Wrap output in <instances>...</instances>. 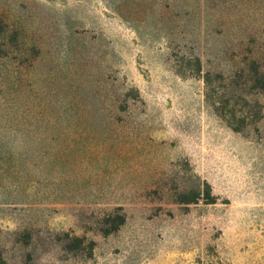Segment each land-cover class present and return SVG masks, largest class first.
Listing matches in <instances>:
<instances>
[{
	"label": "rangeland",
	"instance_id": "obj_1",
	"mask_svg": "<svg viewBox=\"0 0 264 264\" xmlns=\"http://www.w3.org/2000/svg\"><path fill=\"white\" fill-rule=\"evenodd\" d=\"M259 74L264 0H0V264H264Z\"/></svg>",
	"mask_w": 264,
	"mask_h": 264
},
{
	"label": "trees",
	"instance_id": "obj_2",
	"mask_svg": "<svg viewBox=\"0 0 264 264\" xmlns=\"http://www.w3.org/2000/svg\"><path fill=\"white\" fill-rule=\"evenodd\" d=\"M187 72H188L187 70L180 71V72L178 71V74L181 75V76H185V74H187ZM193 72H195L194 74H198V72L200 73V70H199V68H198V65H197L196 70L193 71ZM188 74H189V73H188ZM256 80L258 81V83H259L261 86H264V76H263L262 74H259V76H258V78H257ZM250 81H251V80H249V78H246V80H245V82L242 84V86H240L239 88H236V87H235V92H238V91L241 92V93L239 94L238 97H242L243 94L247 96V94L244 93V92H245V90H246V86H247V84H249ZM206 86H209V76L206 77ZM242 100H245V102H246V99H244V97H242ZM208 102H209V100H208ZM211 105H212V104H211ZM257 106H258V105H257ZM212 107H213L214 110H216V112H217V108L214 107L213 105H212ZM219 116H221V115H219ZM221 117H222V116H221ZM234 117H235L234 110H231V113H230V121L226 120V123L229 125V127H232V129H233L234 131H236V132H241V131H240V128L233 127ZM122 219H123V218H121V219L119 220V224H121ZM75 241L81 243V240L78 239V238H76V237H75Z\"/></svg>",
	"mask_w": 264,
	"mask_h": 264
}]
</instances>
